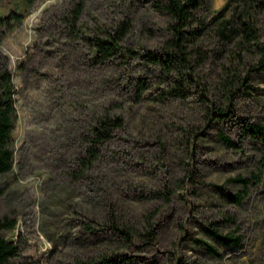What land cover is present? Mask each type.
Instances as JSON below:
<instances>
[{
    "label": "rangeland",
    "instance_id": "374dc122",
    "mask_svg": "<svg viewBox=\"0 0 264 264\" xmlns=\"http://www.w3.org/2000/svg\"><path fill=\"white\" fill-rule=\"evenodd\" d=\"M163 2L0 0L15 108L0 175V219L17 222L2 232L18 247L8 264H264V156L246 131L264 123V53L221 35L242 0H203L190 74L164 72L149 60L170 38ZM123 26L118 53L95 61L93 40ZM108 117L124 127L86 168Z\"/></svg>",
    "mask_w": 264,
    "mask_h": 264
},
{
    "label": "trees",
    "instance_id": "16d2710c",
    "mask_svg": "<svg viewBox=\"0 0 264 264\" xmlns=\"http://www.w3.org/2000/svg\"><path fill=\"white\" fill-rule=\"evenodd\" d=\"M37 0H27L32 4ZM244 9L240 12L237 22H226L221 29L223 38L237 37L238 44L245 50H250L252 47H257L264 53V44H260V27L256 22V14L264 12V0H242ZM203 4V0H165L160 7L167 13L172 21L169 25L170 38L166 42L164 50L161 53H156L149 56L151 64L160 67L166 73H178L189 75L191 70V62L193 58V45L202 29L206 25L201 24L200 27H194L197 23L196 10ZM222 11L221 13H223ZM6 23V19L0 18V29ZM230 23L233 25L230 26ZM127 30L123 26L116 34L106 33L103 37H98L93 40L94 60L103 62L111 57H114L120 49V40L123 38ZM1 42V33H0ZM192 47V48H190ZM264 57V56H263ZM234 82L231 79L225 78L222 82L224 89H232ZM14 85L11 76L7 70H4L0 65V175L12 169L13 153L8 146V141L14 126ZM124 127V121L121 117H108L99 120L91 127L90 136L88 137L89 146L86 150V156L79 159L84 167H91L98 159L99 148L113 137L116 130ZM247 133L255 139L263 149L264 156V123L251 124L246 128ZM220 138L226 144L233 145L230 140L220 134ZM258 177L252 175V178ZM251 178L236 176L230 181L242 183L245 186L251 182ZM246 192V191H245ZM242 197L239 194L237 201ZM17 225L16 220L7 217L0 219V264H8V262L18 254V247L6 240L2 234L5 230H13ZM121 233H126L121 228L116 227ZM213 236L219 240L228 243L238 242V238L231 235H222L217 231H213ZM208 250L215 252V248L208 243H205ZM90 264V263H85Z\"/></svg>",
    "mask_w": 264,
    "mask_h": 264
}]
</instances>
